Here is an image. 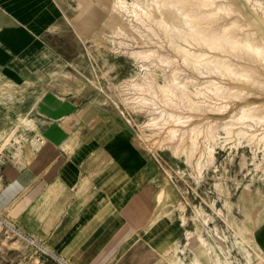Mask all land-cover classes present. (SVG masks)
<instances>
[{
  "label": "rangeland",
  "instance_id": "rangeland-1",
  "mask_svg": "<svg viewBox=\"0 0 264 264\" xmlns=\"http://www.w3.org/2000/svg\"><path fill=\"white\" fill-rule=\"evenodd\" d=\"M53 7L58 11L60 23L49 38L61 58L59 64L48 71L56 80H48L47 85L53 83L56 89H65L76 100L78 109L92 102L86 118L78 121L73 116L68 121L69 136L80 135L83 153L98 143L114 147L116 157L111 171L122 173L121 178L106 183L105 189L96 190L99 194L95 197V207L101 219H112L116 223H104V235L96 244L84 243V239L76 247L59 249L57 230L51 235H43L41 227L25 223V215L11 218L9 214L0 213L6 222L0 229V264H177L185 255L179 250L187 245L184 229L203 235L217 247L220 239L210 231L215 226L224 231L225 235H221L226 245L232 246L239 239L252 252L250 257L249 253L244 257L243 252L234 247L230 256L234 262L264 264V162L261 169L251 162L241 167V157L237 153L241 147L218 145L216 163L197 177L191 176V168L185 159H177L169 149L143 150L135 143V137L151 131L140 128L146 120L144 116L124 108L125 98L119 87L128 77L138 75L140 67L135 58L122 51L108 52L106 47L102 53L98 51L95 37L86 30L84 21L77 18L71 24L66 20L75 13L74 0H50L52 17L54 12L57 15ZM211 18L219 19V24L228 22L216 13ZM100 27L98 25L96 31L100 32ZM237 28L229 30L228 35H233ZM107 43L112 45L110 40ZM239 62L235 64H245ZM95 67L101 77L97 82ZM256 71V74H264L259 68ZM36 76L27 71L0 70V78L3 77L0 79V168L2 165L24 168L20 161L25 159L16 155L21 146L16 139L23 141L25 150H29L36 132L20 128L11 142L14 145L9 143L3 149L1 143L16 130L19 112L28 113L37 125L35 108L47 100L48 93L44 84L33 80ZM260 88L254 90L264 91L263 86ZM9 95L17 97V101L1 100ZM132 118L134 122L128 121ZM24 138L30 141H24ZM223 167L227 171L224 172ZM166 169H173V175H168ZM247 185L252 191L261 186L262 193L246 199ZM217 186H221V191ZM224 200L231 202V209H227ZM181 202L186 206L184 213L178 208ZM196 207L204 209L201 217L197 215ZM182 214L188 219L185 227ZM5 232L9 234L6 236ZM196 245L200 251V245ZM41 247L48 251L38 258H30L32 252ZM185 253L193 257L191 252L186 250ZM220 256L224 259L225 254ZM203 264L214 263L207 258Z\"/></svg>",
  "mask_w": 264,
  "mask_h": 264
},
{
  "label": "bare ground",
  "instance_id": "bare-ground-1",
  "mask_svg": "<svg viewBox=\"0 0 264 264\" xmlns=\"http://www.w3.org/2000/svg\"><path fill=\"white\" fill-rule=\"evenodd\" d=\"M74 1L75 13L66 20L71 24L77 18L84 21L101 53L104 47L108 52H125L134 57L140 67L137 76L128 77L119 86L125 98L124 108L144 116L146 120L140 128L151 131L135 137L139 147L147 151L169 149L177 159L184 158L191 168L190 174L197 177L216 163L218 145L241 147L237 152L241 157L240 166L251 162L261 169L264 162V91L254 89L264 87V74H256L258 68L264 72V0ZM215 13L228 22L219 24V19L211 18ZM59 23L52 29L56 30ZM98 25H101L100 32L96 31ZM236 27L237 31L229 36L228 31ZM239 61L245 64H235ZM95 75L97 82L101 77L96 67ZM1 100L12 103L17 98ZM17 117L19 124L3 138V149L16 139L18 129L33 131L36 127L32 119L20 112ZM128 121L134 122L133 118ZM16 140L21 143L16 155L25 159L28 152L40 149L44 138L39 132L31 141L24 138L30 141L29 150H25L23 141ZM172 170L166 169L168 175H173ZM217 189L221 191V186ZM261 191V186L252 191L247 185L244 197L259 196ZM224 205L227 209L232 207L229 200H224ZM178 208L182 213L186 211L182 202ZM196 213L201 217L204 209L196 207ZM181 217L187 223L186 216L182 214ZM204 220L207 224L208 217ZM3 228L4 223H0V229ZM210 231L220 239L217 247L203 235L186 230V248L179 247L185 255L177 264H203L207 258L214 264H241L230 257L234 247L248 257L249 249L239 239L228 246L221 235H225L224 231L217 226ZM196 244L200 245V251ZM186 250L193 257L187 255ZM47 251L41 247L32 252L30 258H38ZM220 254H225L224 259Z\"/></svg>",
  "mask_w": 264,
  "mask_h": 264
},
{
  "label": "crops",
  "instance_id": "crops-1",
  "mask_svg": "<svg viewBox=\"0 0 264 264\" xmlns=\"http://www.w3.org/2000/svg\"><path fill=\"white\" fill-rule=\"evenodd\" d=\"M50 11V0H0V70L37 74L33 80L44 84L48 93L47 100L35 108L33 132L44 138L40 149L20 161L27 165L24 168H0V213L11 218L25 215V223L41 227L43 235L57 230L59 249H66L84 239L90 245L100 242L104 223H116L101 219L95 197L98 188L105 189L106 183L120 179L122 173L111 171L116 157L113 146L98 143L83 153L80 135L69 136L68 121L73 116L78 121L86 118L92 102L78 109L65 89L47 85L48 80H56L48 71L61 58L49 38L58 11L53 7L57 13L53 17ZM21 114L32 119L28 113ZM187 224L188 220L183 221L184 227Z\"/></svg>",
  "mask_w": 264,
  "mask_h": 264
},
{
  "label": "built area",
  "instance_id": "built-area-1",
  "mask_svg": "<svg viewBox=\"0 0 264 264\" xmlns=\"http://www.w3.org/2000/svg\"><path fill=\"white\" fill-rule=\"evenodd\" d=\"M0 223H6L5 221H3L2 219H1V217H0Z\"/></svg>",
  "mask_w": 264,
  "mask_h": 264
}]
</instances>
